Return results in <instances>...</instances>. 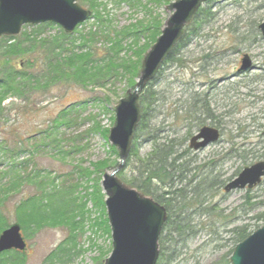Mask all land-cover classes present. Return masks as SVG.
I'll return each mask as SVG.
<instances>
[{
  "label": "rangeland",
  "instance_id": "obj_1",
  "mask_svg": "<svg viewBox=\"0 0 264 264\" xmlns=\"http://www.w3.org/2000/svg\"><path fill=\"white\" fill-rule=\"evenodd\" d=\"M98 1L103 4L100 9L103 19L97 21L92 15L82 22L70 33V39L63 42L62 53L73 48L77 53L89 50L100 60L112 52L109 41L116 31L143 19L144 10L140 6L123 0ZM140 1L165 21L169 14L168 3ZM81 5L87 9V5ZM202 7L207 9L208 18L199 16L198 33L185 48L177 50L174 54L177 60L164 62L154 80L152 89L160 100L150 125L159 137L181 135L189 125L177 121L173 113L178 111L181 115L184 110L195 107L196 112L192 114L202 120V125L217 127L221 137L201 150H192L189 157L194 160L190 167L212 162L216 167L214 174L218 173L226 180L247 165L264 160V38L258 26L264 20V0H208ZM26 25L10 42L21 39L23 47L28 48L27 53L10 57L7 65L31 72L32 83L29 82L28 89L20 90L18 95H8L0 105V171L12 163L21 173L31 175L33 171H39L58 182L78 183L82 193L83 186L91 184V180L86 183L85 173L81 175L79 170L90 172V177L94 178L96 174L91 171L97 160L116 159L118 164V156H110V143L100 130L112 126L115 104L124 97L127 89L133 88L126 85V75L115 77L104 86H80L57 79L47 81L45 75L40 74L47 69L46 51L42 46L32 47L31 41L25 40L22 32H30L36 27ZM60 29V25L51 23L40 30L39 36H56ZM129 41V38L123 39L122 46H127ZM143 41L140 37L139 45ZM5 43L6 39L0 40V46ZM122 48L119 56L134 60V55L126 47ZM244 55L250 59L251 66L238 72ZM28 59L31 64L26 66ZM5 60L0 57V68L7 66ZM0 78L5 79L3 73ZM18 82L22 79L18 78ZM207 109L211 114L209 117L202 113ZM95 122L100 130H91ZM197 130L191 126V134ZM51 139L58 141L51 142ZM146 139L142 132L138 135L139 157L146 156L152 149V143ZM11 150L15 152H12L13 157ZM240 154L248 157L245 159ZM136 163V157L131 155L119 170L124 173L118 174V178L128 186L131 184L126 181L135 174ZM117 164L108 165L103 174ZM216 188L214 193L206 196L208 200L204 204H198L197 209L196 205L188 209L193 222L183 236L184 243L180 242L179 256L169 264H211L233 246L230 228L248 225V230L254 231L264 224L262 218H257L264 211V178L252 189L224 193L222 188ZM35 191L34 184L25 183L9 197L3 206L8 224L15 221V204ZM101 193L104 203L106 194L102 187ZM87 205L83 229L74 231L76 247L73 254L64 256L61 251L68 247L69 227L46 226L36 232L28 231V236L23 233L27 240L26 251L21 253L25 264H102L112 249L111 229L109 234L103 232L99 228L98 209L90 199ZM104 215L107 217L106 208Z\"/></svg>",
  "mask_w": 264,
  "mask_h": 264
},
{
  "label": "trees",
  "instance_id": "obj_2",
  "mask_svg": "<svg viewBox=\"0 0 264 264\" xmlns=\"http://www.w3.org/2000/svg\"><path fill=\"white\" fill-rule=\"evenodd\" d=\"M123 1L143 8V19L135 20L136 22L133 24L124 26L123 29L116 31L113 34L114 37L109 41L111 43L109 50L112 52L100 60L94 58V55L89 50L77 53L73 51V48L62 53V50H64L63 42L70 39L71 36L70 33L67 34L62 29L59 30L56 36L41 38L39 36L40 30L50 26V22L37 24L30 32H22V35L24 34V37H26L25 40L31 41L32 47L36 45L42 46L46 51V57H48L46 63L47 69L41 71L40 74H44L47 81L57 79L60 82L78 83L80 86H104L107 81L126 75V85L134 88L135 79L141 66V59L145 55V51L155 42V38L160 34L164 19L157 13L153 14L152 9L147 4L142 5L140 0ZM77 2L87 5V9L91 10L93 18L97 21L103 19L102 12H100V9L103 7L101 1L77 0ZM150 2L160 4V2L169 3L170 0H150ZM200 15L207 19V9L200 6L192 21L184 27V32L179 38L177 45L164 62L177 60V58H174L177 50L185 48L191 41L192 36L198 33L197 24L201 21ZM140 37L144 39V43L141 45L138 42ZM127 38L131 40L129 41L131 43L127 46H122L121 42H123V39L127 40ZM1 39H6L5 45L0 46V57L6 59L5 65L9 64L10 57L23 56L27 53L28 48L23 47L21 39L13 43L10 41L15 40V36H3L0 37ZM80 40L83 42L85 37H81ZM70 43L72 42L70 41ZM122 47H126V50H129L134 55L132 57L134 60H130L131 57L125 56L123 58L119 56V51L123 49ZM29 62L30 60L28 59L26 66L31 64ZM160 70L157 72L158 74H160ZM0 73H3L5 77L4 80L2 79L3 81L0 78V105L8 95H18L20 90L28 89L27 84L29 82L32 83V73L23 69H14L8 65L5 67L1 66ZM35 77L36 75H34ZM18 78L22 79V82H18ZM154 80L147 83V87L140 93L139 106L141 119L133 134L131 151L127 157L129 158V156L134 155L137 163L133 169L135 174L126 182L135 187L139 192L151 196L156 202L164 206L167 217L158 240L159 257L156 264H169L179 256L178 248L182 242L184 243L185 238L183 236L186 235V230L190 228L193 222L192 217L189 216L190 212H188V209H191L195 205V209H197L198 204H204L208 200L206 196L214 193L217 190L216 186L221 188L230 178L223 180L221 179L222 175L218 173L214 174L216 167H213L214 163L212 162L190 167L194 159L189 157V153L192 150L186 145V141L192 135L191 126L194 125L199 129L203 124L199 117L192 114V112H196L195 107L184 110L181 115L178 114V111L173 113L177 121H185L186 125H189L181 135L175 133V135L170 137H159L153 131L154 127H151L150 121L153 118L152 114L157 106L156 103L160 100L156 91L152 89ZM23 82L25 83L22 84ZM192 105L194 106V104ZM202 113L207 115V117L211 115L208 109L202 110ZM111 118L112 120L114 119L113 117ZM91 130H100L98 123L95 122ZM100 132L106 138L109 129L106 128L100 130ZM141 132L147 138L146 141L152 143V149L144 157L137 156L136 149L138 135ZM38 135H40V132ZM51 140V142L58 141L55 139ZM108 149L110 150V156L115 158L118 156L117 150L111 144H108ZM12 152L11 150V157L15 155H13L15 152ZM240 155L245 159L248 157L243 154ZM110 164H117L116 159L112 161L103 159L94 162L91 171L96 174L94 178L90 177V172H84L82 169L79 170L81 175L85 173L84 175L87 177L86 183L91 180V184L83 186L84 192L80 193L78 190L80 184L78 183L58 182L53 177L45 174L42 175L39 171H33L31 175L26 172L21 173L19 167L11 163L5 170L0 171V233L3 231V228L9 225L3 214V206L9 200V197L26 183L34 184L36 191L33 195L27 196L14 206V219L21 225L24 235L28 236V231L36 232L44 227L46 228V226L65 225L70 229L69 244L68 247L61 248V251H63L62 254L64 256L73 254L76 247L74 231L75 229H83L82 223L85 220L84 215L88 211V199L98 209L99 228H102L103 232L109 234L110 226L107 224L108 220L104 215L105 204L103 203V194L101 193L99 182L101 181L103 170ZM123 173L124 171H120L119 175L122 176ZM7 177H9L8 181L3 180ZM89 189L91 190L88 191ZM195 209L193 210L195 211ZM199 210L201 211L202 209ZM257 218L264 220V211L260 212ZM248 228V225L230 228L233 246L221 255L219 260L211 264H231L229 256L234 246L252 232ZM175 234L177 236L174 239L173 235ZM0 264H25L24 256L20 251L6 250L0 254Z\"/></svg>",
  "mask_w": 264,
  "mask_h": 264
},
{
  "label": "water",
  "instance_id": "obj_3",
  "mask_svg": "<svg viewBox=\"0 0 264 264\" xmlns=\"http://www.w3.org/2000/svg\"><path fill=\"white\" fill-rule=\"evenodd\" d=\"M207 0H174L166 6L168 16L155 42L145 51L133 89H127L114 108V122L107 140L118 152V164L104 172L101 180L106 194L104 204L111 229V252L102 264H156L158 240L167 212L150 196L128 186L118 178L123 168L132 137L141 119L140 93L153 81L167 56L177 45L200 6ZM92 12L76 0H0V37L16 36L23 25L52 22L67 34L89 19ZM264 38V20L258 25ZM251 61L244 55L238 72L248 70ZM264 133V130H263ZM216 127L204 125L189 140V147L201 150L219 139ZM264 177V160L247 165L226 182L225 192L253 188ZM18 222L0 233V253L17 249L26 251V240ZM231 264H264V224L237 243L229 256Z\"/></svg>",
  "mask_w": 264,
  "mask_h": 264
},
{
  "label": "flooded vegetation",
  "instance_id": "obj_4",
  "mask_svg": "<svg viewBox=\"0 0 264 264\" xmlns=\"http://www.w3.org/2000/svg\"><path fill=\"white\" fill-rule=\"evenodd\" d=\"M237 173H238V172H237ZM227 181H228V180H227ZM227 181H226V182H227ZM225 184H226V183H225ZM225 184H224V185H225ZM224 185H223V186H224ZM223 186H222V187H223Z\"/></svg>",
  "mask_w": 264,
  "mask_h": 264
},
{
  "label": "bare ground",
  "instance_id": "obj_5",
  "mask_svg": "<svg viewBox=\"0 0 264 264\" xmlns=\"http://www.w3.org/2000/svg\"><path fill=\"white\" fill-rule=\"evenodd\" d=\"M228 181H229V180H228ZM228 181H227V182H228ZM224 186H225V185H224Z\"/></svg>",
  "mask_w": 264,
  "mask_h": 264
}]
</instances>
